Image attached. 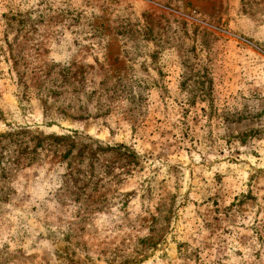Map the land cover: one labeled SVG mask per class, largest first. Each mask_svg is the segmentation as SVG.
<instances>
[{
	"label": "rangeland",
	"instance_id": "obj_1",
	"mask_svg": "<svg viewBox=\"0 0 264 264\" xmlns=\"http://www.w3.org/2000/svg\"><path fill=\"white\" fill-rule=\"evenodd\" d=\"M0 264H264V0H0Z\"/></svg>",
	"mask_w": 264,
	"mask_h": 264
}]
</instances>
